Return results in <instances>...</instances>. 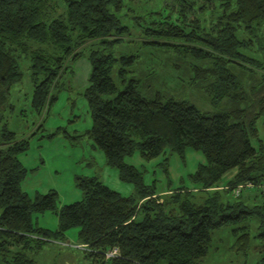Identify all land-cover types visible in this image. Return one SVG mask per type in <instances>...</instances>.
<instances>
[{"label": "trees", "instance_id": "1", "mask_svg": "<svg viewBox=\"0 0 264 264\" xmlns=\"http://www.w3.org/2000/svg\"><path fill=\"white\" fill-rule=\"evenodd\" d=\"M59 2L65 12L54 16ZM157 6L139 15L126 13L134 10L126 0H0V111L23 77L20 56L31 57V103L41 112L57 98L51 89L66 60L93 41L84 93L92 115L87 135L135 187L123 195L97 176L78 175L83 197L77 201L58 207L55 190L32 197L22 187L28 169L19 158L30 141L0 125V264H36L35 252L65 240L72 227L80 228V245L95 264H200L212 229L231 222L242 223L233 229L238 248L248 250L256 239L260 257L253 264H264V138L258 127L264 125V0H162ZM127 20L141 29L138 38ZM29 41L56 50L31 49ZM137 41L150 56L164 53L159 63L168 75L184 80L183 91L203 92L213 109L158 89L157 68L145 69L137 53L119 50ZM188 147L205 156L189 175L204 191L202 201L186 188L162 199L126 161L134 152L144 159L166 150L184 157ZM234 168L225 184L230 188L211 190ZM250 181L262 201H250L245 191L233 195L232 188ZM45 210L59 217L57 229L33 222L32 214Z\"/></svg>", "mask_w": 264, "mask_h": 264}, {"label": "rangeland", "instance_id": "2", "mask_svg": "<svg viewBox=\"0 0 264 264\" xmlns=\"http://www.w3.org/2000/svg\"><path fill=\"white\" fill-rule=\"evenodd\" d=\"M126 1L134 8V10L128 8L126 13L140 15L151 8L157 9V3L159 5L162 0ZM59 4L53 13L54 16L65 12V7L61 2ZM128 25H130L131 37L138 38L142 32L139 26L130 22ZM95 45L93 41L87 40L79 49L82 52L79 57L71 56L66 60L64 65L66 69L62 71L51 89L57 98L49 109L46 107L41 112H37L31 103L33 94L29 68L31 57L28 54L20 56L23 77L12 87L9 101L0 111V125H6L15 131L18 140L27 138L30 141L28 150L20 154L21 160L28 169V175L22 182L23 189L32 197L37 192L44 194L49 190L57 191L58 207L83 197L82 190L76 182L78 175L97 176L123 195L135 193L134 184L120 178L119 170L106 162L101 148L96 145L90 135H87L88 129L92 126V115L84 93L92 70L89 50ZM29 46L31 49H42L47 53L56 50L53 45L39 42L29 41ZM139 47L138 41L130 42L121 44L119 50L137 53L141 56L140 66L145 69L157 68L154 84L158 89L188 97L204 110L213 109L203 92L193 88L183 91L184 80L173 74L168 75V67L159 63L161 59H164V53L157 52L158 57H154L147 53L148 47H144L141 51ZM155 61L160 65L158 66ZM114 77L119 84L117 73ZM258 127L264 138V125L261 121ZM184 154L182 157L166 150L158 157L144 159L139 152H134L126 156V161L142 171L145 184L155 185L157 194H161L162 199H167L166 195L179 190L178 188H186L195 194V200L202 201L205 193L199 184L191 181L189 175L197 169L200 162H204V154L193 147H188ZM225 181L226 178L222 180L223 183ZM211 190L215 188L211 187ZM245 192L244 195L247 194L246 198L249 197L250 201L263 200V197L255 194L253 188L246 189ZM32 218L37 226L43 228L57 229L59 223V217L51 210H45L43 213L34 212ZM241 224L231 222L212 229L208 253L200 264H242L244 262L253 264L257 261L260 254L256 239L251 241L248 250H241L236 244L237 236L233 229ZM250 227L252 232H255L257 220L252 218ZM79 230L78 227H72L66 233L65 240H51L43 245L34 254L36 264H95L91 258L86 257L85 250L80 245Z\"/></svg>", "mask_w": 264, "mask_h": 264}, {"label": "built area", "instance_id": "3", "mask_svg": "<svg viewBox=\"0 0 264 264\" xmlns=\"http://www.w3.org/2000/svg\"><path fill=\"white\" fill-rule=\"evenodd\" d=\"M256 186H254V183L252 181L250 182H246V183H239V185L235 186L234 188H232V192H233V195L236 197V196H239L243 191H245L246 189H251V188H255ZM225 188H230L229 186H225ZM262 190L264 192V182L262 184ZM118 253V249L115 248L111 251H108L106 253V255L108 257H112V256H115L116 254Z\"/></svg>", "mask_w": 264, "mask_h": 264}, {"label": "crops", "instance_id": "4", "mask_svg": "<svg viewBox=\"0 0 264 264\" xmlns=\"http://www.w3.org/2000/svg\"><path fill=\"white\" fill-rule=\"evenodd\" d=\"M205 157V156H204ZM19 158H20V156H19ZM20 160H21V158H20ZM22 161V160H21ZM23 162V161H22ZM204 162H205V159H204ZM204 162H200V163H204ZM24 164V163H23ZM228 172H231L230 174H227ZM237 172V168H234V169H231V170H229V171H227V173H225L224 175H223V178L217 183V185L215 186V189L217 188V189H225V184L227 183V181H230L235 175V173ZM28 175V174H27ZM27 177V176H26ZM25 177V178H26ZM224 178H226V181L223 183L222 182V180L224 179ZM23 182V181H22ZM22 184V183H21ZM108 185V184H107ZM109 186V185H108ZM22 187H23V184H22ZM110 187V186H109ZM111 188V187H110ZM112 189V188H111ZM114 189V188H113ZM245 193H247L248 194V192H245ZM255 193H256V191H255ZM163 194V193H162ZM246 194V195H247ZM57 215V214H56Z\"/></svg>", "mask_w": 264, "mask_h": 264}]
</instances>
